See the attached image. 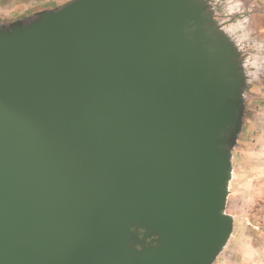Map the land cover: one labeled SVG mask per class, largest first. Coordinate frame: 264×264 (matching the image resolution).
Masks as SVG:
<instances>
[{"label": "water", "instance_id": "1", "mask_svg": "<svg viewBox=\"0 0 264 264\" xmlns=\"http://www.w3.org/2000/svg\"><path fill=\"white\" fill-rule=\"evenodd\" d=\"M205 11L71 0L0 25V264H210L241 80Z\"/></svg>", "mask_w": 264, "mask_h": 264}, {"label": "rangeland", "instance_id": "2", "mask_svg": "<svg viewBox=\"0 0 264 264\" xmlns=\"http://www.w3.org/2000/svg\"><path fill=\"white\" fill-rule=\"evenodd\" d=\"M69 1L0 0V25ZM202 1L233 51L241 80L239 127L228 147L223 203L230 234L210 264H264V0Z\"/></svg>", "mask_w": 264, "mask_h": 264}]
</instances>
